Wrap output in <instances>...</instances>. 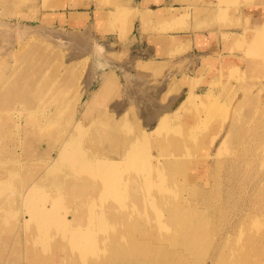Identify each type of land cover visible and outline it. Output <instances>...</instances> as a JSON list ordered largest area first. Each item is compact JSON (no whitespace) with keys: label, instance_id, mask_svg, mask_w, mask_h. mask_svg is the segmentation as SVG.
<instances>
[{"label":"rangeland","instance_id":"374dc122","mask_svg":"<svg viewBox=\"0 0 264 264\" xmlns=\"http://www.w3.org/2000/svg\"><path fill=\"white\" fill-rule=\"evenodd\" d=\"M193 2L197 6L193 9L194 17L191 18V12L187 13L188 9H183L184 16L179 17L173 27H170V22L166 21L154 25L145 24L148 19L144 17L148 13L142 14L143 30L158 33L159 48L164 50L172 48L169 51L166 50L169 55L166 58H163L164 55L156 58L144 49L146 44L139 42L140 48L136 44L130 45L129 35L137 31L134 23L139 12L131 6L130 0L0 1V23H3L0 24V33L7 35V37H2V40L0 39V68L4 67V70H8L17 62L23 68L25 63L32 58L30 50L39 46L40 42L48 49L49 55L51 54L49 57L51 61L44 67L47 75L51 74L55 68L53 64V61L56 62L55 56L60 62V68L55 77L61 82V104H65L61 112V128L64 131V136H61V147L65 142L64 139L68 137L70 130L74 129L78 121L82 123L85 130L84 136L76 135L79 140L88 138L95 131L92 125L104 123L107 120L111 122L119 120L126 113L134 116L142 127V131L146 133L153 131L157 120L153 125H147L134 102L128 105L122 113L117 110L122 107L125 95L130 93L135 83H141V90L143 89V92L147 94L149 87L150 91L154 89L157 91L154 87H158V83L168 74H174L166 91L160 92V101H167L170 95L175 94L178 97L169 111H180L171 117L169 123H162L159 130L154 132L153 143L151 142L148 151L152 155L167 151L169 158L173 155L174 163L171 161L172 165H168V159H166L164 165L174 170V177L170 178V181L166 180L169 185L166 190L168 194L165 193L170 204L179 205L180 201L182 202L181 206L185 209L188 224L183 231L180 230L175 234L173 240L176 238L179 241L177 243L171 241L168 236L162 240H155L154 245L162 247L157 254L156 264H214L219 256L215 255L218 246L216 240L221 237V234L227 232L226 234L231 235L227 241L223 242L226 244L225 249L228 250L231 248L229 244H232L235 239L238 240L235 234L232 236V228H238L239 239L244 248H248L250 238L257 231L264 234V3H256L252 0H193ZM202 15L205 17L202 18ZM186 18H188L187 22ZM87 24L91 26L90 46L92 48L89 46V50L78 49L77 52L81 51L77 53L79 57H75L71 62L65 60L72 53L70 46L54 47L40 39L43 38L42 29L25 31L21 28L27 25L49 27L59 32L64 30L81 32L85 30ZM213 27L216 32L211 33V38L215 42L216 51L214 50L209 56H205L201 50L191 49L189 51L190 44H182L180 36L167 35L170 31L203 30ZM197 37L200 38V36ZM152 41L154 43L155 38ZM105 44H109V48L103 47ZM36 53L39 52H35L33 57L37 58L35 57L31 64L44 60L43 55L37 54V56ZM106 76L111 77L112 81L108 83V88L103 93L98 94ZM89 77L91 85L87 92L84 86L85 80ZM189 95L192 97V103L182 111L179 105ZM12 99L10 95L3 98L5 104L11 102ZM16 100L12 103L14 104ZM11 109L10 112L14 117L20 113L24 115L27 113L26 104L20 101ZM13 120H5L3 122L5 127L0 128V135L8 136L3 145H0V157L2 160H7V162L0 161V173L6 172L14 164L13 161L6 159L9 154L13 153L15 158L21 162L27 159L23 155L25 133L21 131V135L15 136L14 130L10 127L14 124ZM22 121L26 124L24 120ZM115 124L114 122L111 129L115 140H103L104 142L98 145V148L102 147L103 151L110 153L111 158L118 160L126 151L123 148L115 149L117 137L124 135L126 130L129 136H133L130 140L134 141L136 129L122 124L120 125L122 126L121 131L116 129L115 132ZM7 125L10 126L7 127ZM231 125L241 126L243 129L245 127L244 130L248 129L247 140L255 149V152L252 151L254 153L244 152L240 146V149L235 148V145L239 143L238 138H235L233 144L232 137L233 134L239 133L237 129L234 133L231 130L227 132ZM40 135L43 133L36 131L33 127L26 137L29 154L32 156H29L32 166L23 167L19 171L21 176L19 178L13 176L7 188L3 187V190H0L3 192L0 194V201H7L5 205L11 207L7 208L8 215L5 218L0 216V229L3 233L0 235V261L5 259L8 264H31L27 258L28 243L26 242V228L23 227L24 221H22V227H18L20 226L18 221L25 212L19 195L20 193L23 195L22 189H25L26 185L40 178L41 173L37 176L40 167L42 169L45 164L52 163L60 147V144L49 143L47 138L41 140L43 136ZM225 135V145L220 153L217 144ZM164 143H168L170 147L161 150V145ZM85 147L87 155L91 154L90 158L95 160L93 150L96 147L90 143L88 145L85 143ZM177 148L182 149L177 151L179 150ZM239 155L241 157H238ZM64 165L59 168V171L64 168ZM235 166L239 167V170L234 168ZM161 169L165 170L166 175L168 169L162 167ZM135 171L130 168V172ZM58 173L45 174V181L43 180L45 193L60 198L57 205L46 202L47 207L51 208L53 204V206L56 205L58 208H54L58 209L64 219L70 221L75 230L81 232L89 229L85 225V214L72 220L75 215L74 211L80 210V206H83L85 202V198L79 192L78 183L71 184L69 187L58 185L61 184V179H58L61 176ZM159 174L156 176H161L162 173L159 172ZM75 179L72 178L71 181L74 182ZM248 179H251L250 182ZM246 203L248 204L245 205ZM12 206L15 207L12 208ZM89 207L93 206L89 205ZM81 209L82 213H86L87 209L83 207ZM242 209H245L247 213ZM1 210L3 209H0V212ZM210 215L214 217L209 220L207 217ZM94 224L91 228L96 229ZM256 224H258L257 227ZM204 225H209L208 229L211 228V232L217 239L212 242L213 238L201 246L197 244L195 247H199L197 248L198 253L190 252L191 249L187 242L185 244L181 239L184 237L183 232ZM243 227L244 230H242ZM248 228H250L249 231ZM158 229L155 227L154 233ZM101 244L98 240L96 251L101 249ZM184 244L188 246L184 247ZM212 245V251L207 255L203 254L202 251ZM21 246H23L22 254L19 255ZM102 253L98 254L99 257L95 254L90 255L85 262L79 264H116L111 256L104 251ZM187 258L188 261H185ZM52 260L54 262V258ZM131 264H140V261L134 260Z\"/></svg>","mask_w":264,"mask_h":264},{"label":"bare ground","instance_id":"6f19581e","mask_svg":"<svg viewBox=\"0 0 264 264\" xmlns=\"http://www.w3.org/2000/svg\"><path fill=\"white\" fill-rule=\"evenodd\" d=\"M148 17L149 15L146 14L144 18L149 19ZM90 27V24H87L85 30L81 32L65 30L59 32L49 27L21 26L25 31L42 29L43 38L40 39L45 43L48 42L54 47L61 48L62 46H70L73 50L69 47L72 53L68 51L71 54L65 58L67 62H71L75 57H79L77 55L79 52H77L78 49L84 48L89 50L88 47L91 44ZM2 37H7V35H1L0 33L1 40ZM90 47L92 48V46ZM103 47L109 48V44H105ZM37 51L39 53H36V55H43L44 60L39 63L31 64L36 57L33 56ZM30 53L32 57L29 60L30 63L26 61L28 64L25 63L23 68L19 66L18 62L14 67L11 66L12 68L8 70H4V67L0 68V128L2 129V127H5L3 123L5 120L14 119L13 126L7 125V127L10 126L14 130L15 136L21 135V131L25 133L23 155L27 158L24 162H21L15 158L13 153L8 155L6 159L13 161L14 164L8 168L6 172L0 173V190H3V187L7 188L10 182L9 180H12L13 176L19 178L21 176L19 171L22 170L23 167L32 166L26 137L31 133L33 127L36 131L43 133V135H40L43 136L41 140L47 138L49 143L60 144V147L54 161L45 164V167L42 169L40 167V171L37 174L38 176L41 173L40 178L26 185L25 189H22L23 195H21V193L19 195L21 205L24 207L25 212L18 221V224H20L18 227H22V221H24L23 227L26 228V242L28 243L27 258L30 260L29 262H31V264H79L80 262H85L90 255L95 254L96 256L104 251L111 256L116 264H131L134 260H139L140 264H156L155 260L157 254L162 247L155 246V240H162L168 236L171 238V241L177 243L179 241L176 238L173 240L175 234L180 230L183 231L188 224L185 209L181 206L182 202L180 201L179 205L170 204L166 196V190L169 185V182L167 185L166 180L174 177V170L164 165L166 164V159H168V165H172V162L174 163V160H172L173 155L169 158V153L167 151L166 153L160 152L161 154L156 155H152L148 151L152 139L154 138V132L159 130L162 123H169L171 117L180 111H169L176 97H178L175 96V94L170 95L167 101H160V92L166 91L174 74L172 75L171 73L168 74L167 77L165 76V78L160 81L161 83H158V87H154V84L153 87L157 88V91L155 89L153 90L152 87L153 91H150L151 89L149 87V93L147 92V94L143 92V89L141 90V83H135L130 93L128 95L126 94L127 96L125 95L124 104L117 110L122 113L128 105L134 102L139 110V114L144 117L147 125H153L154 121L157 120L155 121L156 125H154L155 129H153V131H147V133L142 131V127L137 120H135L134 116L125 112L126 114L119 120H113L112 122L111 120H107V122L92 125L95 131L92 132L88 138L86 137V139L80 138L81 140H79L76 135L84 136L85 130L82 127V123L78 121L74 129L70 130L71 133L68 135V137H70L64 139L65 142L61 147V136H64V131L61 128V112L62 108H65V104H61V82L55 77L59 71L60 62L57 60V56H55L54 60H56V62L53 61L55 68L51 74L47 75L44 67L45 64L47 65L49 61H51L49 59L51 54L49 55V51L45 45L40 42L39 46H35L30 50ZM189 58L191 57L189 56ZM122 69L125 70L124 67H122ZM68 71L71 72L70 69H68ZM103 81L98 94L103 93L108 88V83L112 81V78L106 76ZM90 85L91 79L89 77L85 80L84 87L86 91L90 89ZM24 86L27 87L24 88ZM9 95L12 96L14 100L17 99L14 104L12 103V101H14L13 99L11 102L9 101L8 104L4 103L3 98ZM18 101L26 104L27 113H25V115L24 113H20L14 117L10 110H12L11 107L18 103ZM191 103L192 97L189 95L183 99L179 108L183 111L186 107L188 108ZM22 120H24L26 124H23L24 122ZM114 122L116 123L114 131L116 129L121 131L122 126L120 125L122 124L127 125L129 128L132 126L136 129L134 141L130 140L133 136H129V132L126 130L124 131V135L117 133V135L120 136L117 137L118 139L116 138V147L114 144L112 145L115 149L123 148V150L126 151L118 160L111 158L109 156L110 153L103 151L101 149L102 147L100 148L99 146L98 148V145L104 142L103 140L111 141L114 139L115 135L114 132H112L113 130H111ZM31 126L33 127L31 128ZM236 129L239 134H233V144L235 143V138H238L239 143L235 145V148L237 149L240 146L244 152L254 151L255 149L252 148L247 140L248 129L244 130L245 127L243 129L241 126L238 127L235 125L233 127V125H231L227 132L231 130L234 133ZM226 135L225 137H221L218 141L217 147L220 149V153L225 145ZM5 139H8L7 135H0V145H3ZM83 142H85L86 145L90 143L96 147L93 150L95 151V160L90 158L91 154L87 155L85 143ZM168 147H170L169 144L164 143L161 145V150H166ZM181 149L177 151H181ZM234 151L235 150H233V152ZM238 157L241 156L239 155ZM0 161L7 162L5 159L2 160L1 157ZM238 161H240V159ZM63 165L64 168H61V171H59V168ZM132 167L134 168L132 169ZM161 167L168 169L166 175L169 177L164 174L165 170L162 171ZM130 168L132 171H136L130 172ZM234 168H238L239 170V167L235 166ZM240 168L242 167L240 166ZM229 171L231 172V169ZM53 172H59L58 174L61 176L58 177V179H61V184L58 185L69 187L71 184L74 185L78 183L79 192L85 198V202H83V206H80V210L74 211L75 215L72 220L75 219V217L78 218L82 214H85L86 224H84L87 225L89 229L81 232L75 230L74 226L70 224V221L64 219V217L59 214L58 209H56L58 208L56 205L59 203L60 198H58V196L56 197V195L53 196L45 193L46 191L43 187L45 186V182H43L45 174L51 175ZM159 172L162 173L161 176H156V174L160 175ZM236 172L238 173V171ZM72 178H76L74 182L71 181ZM124 178H126L125 181ZM248 180V182H250L251 179ZM46 181L48 182V180ZM246 184L248 183L246 182ZM0 194H3V192L0 191ZM249 195H251V193H249ZM247 200H249V198ZM48 201L56 205L53 206V204L52 207L49 208L46 205ZM6 202L5 200H3V202L0 201V209H3L0 212V216L3 218L8 215L7 208H11L5 205ZM252 203H254V201ZM247 204L248 203L245 205ZM13 205H15V203ZM89 205L93 207L90 208ZM102 205H105L106 208ZM251 206H249V208H251ZM13 207L15 206H12V208ZM81 207L87 209L86 213H82ZM56 210L58 212H56ZM243 211H245V209ZM252 212H254V210ZM256 216L258 217V215ZM213 217L210 215L207 219L210 220ZM251 217H253V215ZM245 218L247 217L245 216ZM93 223H95L93 226H96V229L91 228ZM257 225L258 224L255 226L257 227ZM155 227L159 229L154 233L153 230ZM208 227L209 225H204L203 227H197L199 228L198 230L193 227L188 231L186 230V232L184 231L182 234L184 237L181 239L185 244L187 242L189 245L184 244V247L188 246L191 249L190 252L193 251L198 253L197 248L199 249V247H195L197 244H199V246L207 244L213 238L212 242H214L217 237L214 236V233L211 232V228L208 229ZM232 229V236L235 234V236H237L235 238H238V240L235 239L232 241V244H229L231 245L229 250L225 249L226 244H223V242L227 241L231 235L226 234L227 232L221 234V237L216 240L218 246L216 247L215 255L217 254L219 256L217 260L215 259L216 261L214 264H264V234L258 231L256 234L253 233L254 236L252 238L248 237L250 238L248 248H244L239 239L238 234H240V232H238V228ZM249 229L250 228H248V231ZM260 229H262V227ZM242 230H244V227ZM218 231H220V229ZM1 234L3 233H1L0 229V235ZM19 234L20 233H18V235ZM101 236L105 238L103 237V239ZM145 236L152 237L148 238ZM98 240H100L102 244L101 249L96 251ZM213 245L208 249H202L203 254H209L213 249ZM22 249L23 246L19 248V255L22 254ZM53 258L54 262L52 260ZM188 258L184 260L188 261ZM104 261L107 262V260ZM0 264H8V262L4 259L0 261Z\"/></svg>","mask_w":264,"mask_h":264},{"label":"crops","instance_id":"0c3cea01","mask_svg":"<svg viewBox=\"0 0 264 264\" xmlns=\"http://www.w3.org/2000/svg\"><path fill=\"white\" fill-rule=\"evenodd\" d=\"M131 6L136 8L139 12L135 18V28L137 31L131 35L130 38V45L136 44L137 47L140 48L139 42H142L145 45V50L150 52V55L155 56L156 58H166L169 56L167 51L172 48L162 49L159 48L158 42V33L157 32H149L143 30V21L141 16L143 13H148L149 19L145 24H157L159 22H170V27H173L178 22V18L184 16L183 9H188V12H191V18H193V9L196 8V3L193 0H130ZM256 3H264V0H252ZM182 11V12H180ZM205 16L202 15V18ZM259 18V17H258ZM188 18H186L187 22ZM193 20V19H192ZM96 22V21H95ZM234 22H236L234 20ZM192 24V23H191ZM216 29L208 28L203 30H193V29H185L179 31H170L167 35L173 36H180L182 39V44L189 45L190 49L193 51H203L205 56L211 55L215 50V42L211 38V33H215ZM221 32V30H220ZM102 33V32H99ZM197 36H200L198 38ZM206 36V37H205ZM153 38H155L154 43H152ZM219 41V40H218ZM181 44V45H182ZM180 45V46H181ZM219 49V48H218ZM167 50V51H166ZM216 51V50H215ZM160 54V55H159Z\"/></svg>","mask_w":264,"mask_h":264}]
</instances>
